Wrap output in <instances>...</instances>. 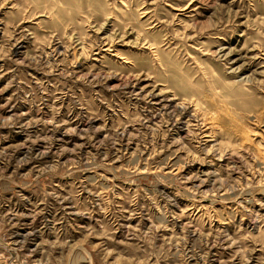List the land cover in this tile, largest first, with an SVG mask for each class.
Instances as JSON below:
<instances>
[{
    "label": "rangeland",
    "instance_id": "rangeland-1",
    "mask_svg": "<svg viewBox=\"0 0 264 264\" xmlns=\"http://www.w3.org/2000/svg\"><path fill=\"white\" fill-rule=\"evenodd\" d=\"M0 264H264V0H0Z\"/></svg>",
    "mask_w": 264,
    "mask_h": 264
},
{
    "label": "bare ground",
    "instance_id": "bare-ground-1",
    "mask_svg": "<svg viewBox=\"0 0 264 264\" xmlns=\"http://www.w3.org/2000/svg\"><path fill=\"white\" fill-rule=\"evenodd\" d=\"M181 107V106H180Z\"/></svg>",
    "mask_w": 264,
    "mask_h": 264
}]
</instances>
